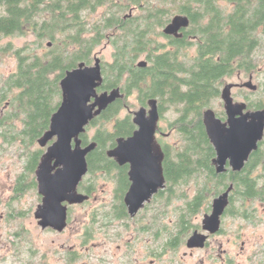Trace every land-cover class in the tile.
Returning <instances> with one entry per match:
<instances>
[{"label":"trees","instance_id":"obj_1","mask_svg":"<svg viewBox=\"0 0 264 264\" xmlns=\"http://www.w3.org/2000/svg\"><path fill=\"white\" fill-rule=\"evenodd\" d=\"M129 1L139 4L143 0ZM211 1H204L206 10L218 14L206 31V51L201 57L188 60L181 50L157 54L152 33L165 20L155 17L152 9L144 12L140 19L124 23L122 0H0V39L31 30L35 34V40L22 47L13 48L12 42L0 46V52L11 50L18 61L17 70L2 81L0 97L3 100L8 93L13 94L16 114L20 110L26 115L27 123L25 130L16 131L15 127L11 132L3 131L6 140L20 141L23 145L19 154L24 159L25 169L17 190L22 192L33 186L31 181L25 183L23 177L34 173L45 152L43 148L32 147L49 129L51 117L61 103L62 78L78 62L92 63L94 49L103 40L110 39L116 50L113 62L102 63L104 81L99 90L121 87L125 96L111 103L90 123L87 131L96 127L93 137H89L87 131L82 135L84 143H97L87 156L90 174L119 172V187L126 188L125 169L109 159L107 151L116 145L118 137H128L137 128L132 112L121 117L122 110L129 105V96L137 95L140 105H147L150 99L156 98L162 119L169 112L173 116L169 128L178 137L176 144L166 146L167 155L173 157L167 163V172L170 183L175 186L171 196L176 199L175 206L171 207L170 202L168 207V197L161 196L149 213L161 229L162 239H168L166 245H180L190 231L199 226L190 222L192 217L208 211L210 199L231 184L234 188L228 213L250 220L252 205L257 201L264 203V140L241 172L217 173L213 164L216 152L203 123V112L220 94L221 79L225 75L237 68L257 67V59L264 50H260V37L255 31L264 22V0H228L236 4L230 12L224 8L211 9ZM103 5L108 6L107 14L89 24V12ZM221 21L223 29L226 24L231 26L228 33L222 32L223 39L215 33ZM250 30H255L251 32L252 39L244 41ZM177 42L183 43L182 40ZM143 54L149 62L146 67L138 66ZM252 107L264 108L263 100H255ZM190 185L196 189L193 197L186 192ZM170 207L176 216L173 225L168 226L164 219L172 211L168 210Z\"/></svg>","mask_w":264,"mask_h":264},{"label":"water","instance_id":"obj_2","mask_svg":"<svg viewBox=\"0 0 264 264\" xmlns=\"http://www.w3.org/2000/svg\"><path fill=\"white\" fill-rule=\"evenodd\" d=\"M188 24L187 17L177 16L165 32L178 36L179 29ZM138 65L146 67L148 61L141 60ZM103 81L102 59L96 57L93 65L81 62L77 68L68 70L60 82L62 101L51 117L49 129L38 140L45 152L36 171L42 202L35 211V217L44 230L63 231L68 226V207L64 202L82 203L87 198L78 193V186L89 170L87 156L97 143L93 141L83 147L82 135L111 103L125 96L121 87L99 91ZM247 85L257 89L252 82ZM231 87L226 86L222 92L228 115L226 121L218 118L212 109L203 114L207 135L216 152L213 164L217 173H224L229 168L241 172L264 139V109L245 112V103L233 101ZM148 106L132 111L137 128L128 137H118L115 147L107 151L108 156L119 164H130L132 184L126 202L131 214L143 207L144 202L149 201L165 182L164 152L157 138L161 118L158 100L150 99ZM233 188L231 184L214 198L212 212L203 219L205 231L216 233L220 230ZM207 237L196 230L187 245L190 248L204 247Z\"/></svg>","mask_w":264,"mask_h":264},{"label":"flooded vegetation","instance_id":"obj_3","mask_svg":"<svg viewBox=\"0 0 264 264\" xmlns=\"http://www.w3.org/2000/svg\"><path fill=\"white\" fill-rule=\"evenodd\" d=\"M204 1L205 0H150V1L143 0L141 3L138 4V3L130 2L129 0H122V5L125 7L121 16L124 23L129 19L134 21L136 19H140L143 16L144 12L147 13L148 9H152L154 11L155 17H159L160 19L165 20V23L162 26L158 24L157 28L152 33V35H154L155 50L157 54L164 53L165 51L181 50V52L184 53V55L186 56L185 58H187L188 60H192V59L194 60L195 58L201 57L202 53L206 51L204 49L208 45L205 36L206 31L208 30V27L211 24L212 19L216 17L218 14V12H214L212 10L211 11L206 10L207 6L205 5ZM223 1L224 0H212L211 4L213 5V8L211 9L217 10L218 8H222L221 3ZM225 1L229 2L228 0ZM229 5H231L232 8L227 9L228 12H230L236 7L235 3L229 2ZM220 15H224V14L220 12ZM177 16L187 17L189 20L188 26L179 29L178 36H176L175 34H167L165 32L166 27ZM222 23H223L222 21L219 23L220 24L219 29L215 32L216 37H218L219 35L222 36L220 39H223L222 32L228 33L231 30V26L228 24H226V27L223 29ZM254 31L255 30H253V32L252 30L248 31L246 37L244 38V41L247 40L249 41L250 39H252V33H254ZM255 34H257L260 37V42H261L260 50H264V22L260 23V25L257 28V31H255ZM5 37H9V36H5ZM176 40L177 41L182 40L183 43L177 42ZM208 56L209 55L203 58L206 59L208 58ZM96 57L99 56L95 55L94 58L96 59ZM141 60L148 61L147 55L143 54L139 58L138 63ZM81 62L84 61L78 62L77 66L74 68H77ZM235 63L239 64L237 60H235ZM86 64L92 65L88 63ZM236 64L235 66H237ZM16 66L18 67L17 60H16ZM254 70L255 68H253L252 70L251 69L246 70V68L245 69L237 68L230 75H225L221 79V83L219 87L220 94L212 102H210V104L204 109V112L209 109H212L215 111L218 118H220L223 121L227 120L228 115L226 110V102L223 99L222 92L223 89L228 85H232L231 96L233 98V101L235 103L246 104L247 108L245 109V112L257 110L254 107H252V105L255 103V99H252L251 97L252 94H254L259 89V87L257 85V89L253 90L247 85L248 82H252L254 85H256L253 81L254 74H252ZM236 71L237 74L239 75L238 81L230 82L229 80L226 79L227 77L233 75ZM243 73L249 74L248 80H243ZM247 90H249L251 93H246ZM217 100L218 103H215ZM15 106H16L15 97H13V94L9 95L8 93L3 100L0 97V131L11 132L12 128H15L16 126L17 127L20 126L21 129L24 130L27 128V123L25 122L26 115H24L20 110L17 111L18 114H16ZM144 106L149 108L148 103L147 105ZM259 109H264V108H259ZM16 120L18 121V123H15ZM162 120L163 119L161 117L159 121V129L157 131V138L164 152V159L162 162L163 175L165 178L164 186L160 187L158 191L153 194V196L149 201H145L144 206L141 207L135 214L130 213L129 205L126 202V195L129 192L132 184L129 176L130 164L126 163L121 165L117 162L115 158L110 156H108V158L114 161L118 167H123L125 169L126 171L125 176L127 179L126 188L121 189L119 187V179H118L119 172L107 174L104 173V171H98L93 175H91L90 164L88 162L89 170L87 174L83 177V179L81 180L78 186V193L87 196L86 200H84L82 203H76V204H71L67 201L64 202V204L68 207V226L71 221V217L73 216V212L75 208L90 206L89 212L87 214L88 223L84 225L83 228L84 234H82V244L85 246L87 242L94 241L93 246L96 248H92L93 251L89 254V256H91V259H94V261L99 260L100 261L99 264H159V261H161L162 256L165 255H171L170 259L172 262L173 261L172 255H177L179 250L183 249L181 245H183L184 243L186 244L189 253L194 254L197 251L207 249L211 245L212 240L216 236L229 234V232L225 230L224 223L226 218H228L229 216L230 217H234V216H231L228 213V208L226 209L225 213L222 216L221 228L218 232L210 233L203 229L202 225H203L204 216L207 213L212 212V203L214 198L216 197L215 196L212 199H210L209 210L203 211L204 215H203L202 223L196 228H194L192 232L184 239V241L181 242L180 245L177 244L166 245V242H169L168 239L165 240L162 239V231L160 228L157 227L156 222L150 218L149 213H151L152 209L155 206V203L161 196L164 197L166 195V197H168L167 198L168 207L170 205V202H172V204L170 205L171 207H174L176 203L175 197L173 199L171 198V196L175 191V186L172 183H170L169 175L167 172V163L169 162V160L172 161L173 157L167 155L166 146L170 145L171 143L168 142L166 139H164V137L167 136L168 133H166L163 130V127L161 126ZM2 138L4 139L5 142L7 143L9 142L8 141L9 139L6 140L3 136ZM91 142L93 141H90L89 143H84L83 140L82 146L86 147ZM261 143L262 142H260V144ZM38 165L35 168L34 173L32 174V177H34L33 180L29 182L31 184L33 183V186H28L24 191H26L27 189L36 190L40 199V202L38 203L39 205L42 202V196L39 194L38 179L36 175ZM229 170L231 169L229 168L227 171ZM97 176H102V177L107 176L108 178L107 181L109 182V180H112L114 182V186L110 189H104L98 187V181L96 180ZM18 185H19V178L12 187L14 195L21 193L17 190ZM108 190L110 191L109 197L108 196L104 197V194L100 193V192H106ZM92 203L94 204L91 205ZM171 207L168 209L169 211L173 210V208ZM257 208H258L257 206L252 205V212H251L252 216L250 220H248L247 222L249 224L254 225V227L259 228L261 221L257 220V214H256ZM173 214L171 211L164 219V223L166 225L168 226L173 225L175 221V217H174L175 214L174 216ZM67 227L61 232H64L67 229ZM47 229H51V228H47ZM165 230L167 231V229ZM196 230L208 236L206 245L204 247L190 248L188 247L187 243L189 238L193 235V233ZM99 237H101L103 241L97 243L96 241ZM113 241H115L116 243V248L114 249H112ZM241 241H242V245L240 246L242 252L245 250H249L248 253L249 255L247 258L249 260L248 264H264V241L259 242L258 245L249 244L247 248L246 243L243 240V235H241V232L239 231L237 232L235 238L232 237L231 239H229L228 243L229 245L231 244L234 245L235 247H239ZM223 245L224 243L223 244L220 243V245L217 247L218 251H216L218 255H211L210 258L212 260L215 259V261L217 262L220 261L221 264H239L236 263L235 258L239 257L241 253L237 254L234 253V251L231 252L228 249H224ZM185 254H187V252H185ZM212 254H214V252H212ZM70 255L72 258L70 259L72 261L74 260L75 264H78V262L82 260V255L78 251L72 252L70 253Z\"/></svg>","mask_w":264,"mask_h":264},{"label":"rangeland","instance_id":"obj_4","mask_svg":"<svg viewBox=\"0 0 264 264\" xmlns=\"http://www.w3.org/2000/svg\"><path fill=\"white\" fill-rule=\"evenodd\" d=\"M221 4L224 9L232 8L229 2L225 0ZM107 12V5L98 7L96 11H90L88 15L89 24L99 21ZM34 40L35 34L31 30L23 35L3 37L0 39V46H7L12 42L13 48H19ZM109 41L110 40H103V42L94 49L92 53V63L90 64H94L95 55L101 57L102 63L113 62L116 46ZM257 63L258 65L252 74H254L253 81L258 85L259 89L252 94L251 98L255 100L262 99L264 102V89H262L264 84V51L258 57ZM16 69V59L13 52L11 50L7 53L0 52V87H2V81L12 75ZM238 76L236 71L226 79L230 82L238 81ZM248 79L249 74L243 73V80ZM246 93L251 92L247 90ZM127 102L129 105L122 110L121 117L126 116L129 112L139 110L144 106L139 104L137 95L135 94L130 95ZM215 103H218V100ZM164 117L165 119L161 121V126L163 130L168 133L164 139L171 144H176L178 142V137L169 128V122L172 121L173 116L169 112L166 113ZM15 123H18V121L16 120ZM15 130L20 131L21 127L16 126ZM95 131L96 127L90 128L87 131L88 136L93 137ZM3 135V132L0 131V264H75L74 260H71L70 253L77 251L82 255V260L78 262V264H99V260L94 261V259H91V256H89L93 251L92 248H96L93 246L94 241L87 242L85 246L82 244V234H84L83 228L84 225L88 223L87 214L90 206L75 208L69 226L64 232H58L54 229H42L35 217V211L40 202L36 190L27 189L17 195H14L12 190L13 185L16 183L19 176L23 174L25 169L24 159L19 154V148L22 149L23 145L20 141H9L7 143L2 138ZM37 147L42 148L38 142L35 143L32 148L35 149ZM34 158H36V155L32 157V160H34ZM23 178L26 183L27 181L33 180L34 177L29 173ZM107 179V176H97L96 180L98 181V187L104 189L112 188L114 182L112 180L108 182ZM186 189L189 197H193L196 190L194 186H187ZM100 193H103L104 197H109L110 191L108 190ZM93 204L94 203L91 205ZM177 204H179V201H177ZM254 205L258 207L256 214L257 220L261 221L259 228L249 224L247 222L248 220L229 216L224 223L225 230H227L229 234L216 236L207 249L197 251L194 254L189 253L184 243L181 245L183 249L179 250L177 255H172V262L170 259L171 255H165L162 256L159 264H221L220 261L217 262L215 259L212 260L210 258L211 255H218L216 251H218L217 247L220 243H224V249H228L231 252L234 251V253L237 254L241 253L239 257L235 258L236 263L248 264L249 260L247 258L249 250L242 252L240 246L242 245V241L239 247H235L231 244L229 245L228 241L232 237L235 238L239 231L241 235H243V240L247 248L249 244L258 245L259 242L264 241V203L257 201ZM203 215L204 212L197 213L192 217L190 222L194 225H200ZM100 241H103L101 237H99L96 242L99 243ZM114 248H116L115 241H113L112 249ZM185 252H187V254H185ZM212 252H214V254H212Z\"/></svg>","mask_w":264,"mask_h":264}]
</instances>
